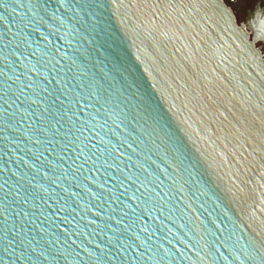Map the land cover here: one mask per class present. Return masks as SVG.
<instances>
[{"label":"water","instance_id":"obj_1","mask_svg":"<svg viewBox=\"0 0 264 264\" xmlns=\"http://www.w3.org/2000/svg\"><path fill=\"white\" fill-rule=\"evenodd\" d=\"M22 3L27 5L28 0H0V30L10 22L27 35V9L19 7ZM100 3L103 7L93 10L95 15L85 9L71 23L65 20L60 31L42 26L31 37L35 47L37 35L48 36L40 48L54 45L73 74H83L85 84L100 90L90 103V115L82 116L89 128L95 124L85 136H92L89 147L97 162L93 166L90 159L75 173L76 209L60 213L54 222L50 217L43 238L71 248L72 239L83 244L93 229L105 225L111 229L115 216L109 223L108 215L112 208L123 215L113 201L120 196L127 204L120 194L130 181L123 187L120 182L129 176L138 181L132 190L139 187L144 198L124 220L141 238L150 235L156 245L167 246L172 240L182 251L181 244L217 247L260 231L264 228V61L253 63L241 50L218 0ZM193 4L195 9L187 7ZM248 9L255 21L264 0H242L240 15ZM27 134L23 126L0 132V169L7 165L27 173L45 163L43 157H36L47 144L32 145L25 139ZM68 151L76 155L75 149ZM60 154L56 148L50 157L49 177L64 171ZM5 176L7 171H0V184ZM50 192L57 195L55 185ZM97 207L103 214L94 216ZM64 216L73 222H63ZM90 219L95 223L88 225ZM221 252L227 255L224 248Z\"/></svg>","mask_w":264,"mask_h":264},{"label":"snow or ice","instance_id":"obj_2","mask_svg":"<svg viewBox=\"0 0 264 264\" xmlns=\"http://www.w3.org/2000/svg\"><path fill=\"white\" fill-rule=\"evenodd\" d=\"M241 3L242 0H224V3L218 0V8L227 16L241 50H246L253 63L264 61V9L252 21L251 9L240 15ZM8 7L4 5L5 9ZM19 7L27 9L24 13L28 21L24 26L29 29L27 35L10 22L0 30V62L3 63L0 68V132L10 133L23 126L28 130L25 139L29 143L47 144L48 148L38 153L36 158L43 157L45 163L34 172L26 173L19 167L12 171L7 165L0 169L7 171L0 184V264H264V228L248 236L242 234L243 238L240 236L230 245L226 241L217 247L205 245L204 248H197L193 244L189 248L177 241L185 251L181 247L176 248L172 240L166 246L163 243L154 244L150 235L141 238L132 231V224L124 220L129 212H135L144 198L139 187L132 190L138 181L131 176L120 182V187H123L130 181L129 187L120 194L126 198L127 204L120 196L113 201L120 205L119 211L123 215H116L117 209H111L109 223L115 216L111 229L108 225L101 230L93 229L83 244H77L72 239L71 245L74 247L71 248L43 238L48 231L44 224L50 217L54 222L60 213L76 209L79 193L74 190L78 185L72 183L76 179L75 173L85 168L90 159L93 166L97 162L89 147L92 136H85L86 131H93L95 124L89 128L88 120L82 119V116L90 115V103L94 96H100V90L95 85L85 84L83 74H73L54 45L51 49L48 44L40 48V43L47 41L48 36L37 35L35 47L31 37L42 26L60 31L64 28L65 20L71 23L78 12L87 9L95 15L93 10L98 12L103 5L100 0H54V3L52 0H28L27 5L22 3ZM168 7L173 5L168 4ZM187 7L195 9L197 6L193 4ZM22 47L25 51H21ZM56 148L60 149L58 159L64 163V171L60 175L53 172L49 177L46 173ZM69 149H75L76 155L73 156ZM69 160L71 163L67 162ZM108 167L111 168V165ZM37 176L40 177L39 181ZM52 185H55V197L50 192ZM137 192H140L139 196ZM61 200L63 203H60ZM102 214L103 210L97 207L93 215ZM61 220L73 222L67 216L61 217ZM122 222L127 227L117 228L116 225ZM94 223L93 219L88 220V225ZM116 232L120 235L116 236ZM239 240H243V243ZM221 248L225 249L227 255L221 252Z\"/></svg>","mask_w":264,"mask_h":264}]
</instances>
